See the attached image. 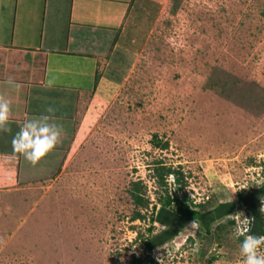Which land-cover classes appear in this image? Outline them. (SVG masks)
<instances>
[{"label":"rangeland","instance_id":"1","mask_svg":"<svg viewBox=\"0 0 264 264\" xmlns=\"http://www.w3.org/2000/svg\"><path fill=\"white\" fill-rule=\"evenodd\" d=\"M108 97L98 116H70L52 169L26 167L14 185L16 159H0V264H133L165 229L154 218L168 194L211 209L256 193L264 219V0H166ZM236 214L210 234L189 221L145 264H237Z\"/></svg>","mask_w":264,"mask_h":264},{"label":"crops","instance_id":"2","mask_svg":"<svg viewBox=\"0 0 264 264\" xmlns=\"http://www.w3.org/2000/svg\"><path fill=\"white\" fill-rule=\"evenodd\" d=\"M165 1L0 0V94L12 101L11 132H0V159L18 164L10 183L29 179L26 167L52 169L65 150L60 143L32 166L12 151L20 125L50 106L63 127L72 125V116H98L111 91L137 68ZM9 77L22 85L19 93L4 86Z\"/></svg>","mask_w":264,"mask_h":264},{"label":"trees","instance_id":"3","mask_svg":"<svg viewBox=\"0 0 264 264\" xmlns=\"http://www.w3.org/2000/svg\"><path fill=\"white\" fill-rule=\"evenodd\" d=\"M165 145L168 144L166 143ZM157 170L159 171V176L162 178L170 174H177V183H182L181 176L183 174L180 171L166 168V166H159ZM138 185V182L134 183L135 188L132 190V196L137 205H145V201L147 203V200L139 193ZM261 192L264 193V185L261 187ZM258 201V194L241 192L236 200L222 202L211 209H204L205 206L203 204H196L194 206L192 204L193 200L187 194L183 196H171L168 194L161 204V208L158 210L156 217L154 216V222L162 224L165 226V229L146 239L144 247L148 255L145 258L134 257L132 263L145 264L147 262H156L152 258L154 249L169 243V241L181 232L186 223L193 220H196L205 232L210 234L214 224L219 220L238 212L246 211L250 218H253V223L250 225V233L257 236L264 235V219ZM137 217L140 218L142 215L138 213ZM229 222L232 225L236 224L235 219ZM218 227L222 228L221 224ZM149 231L153 233L154 226L149 227ZM242 239L243 237H241V241Z\"/></svg>","mask_w":264,"mask_h":264},{"label":"clouds","instance_id":"4","mask_svg":"<svg viewBox=\"0 0 264 264\" xmlns=\"http://www.w3.org/2000/svg\"><path fill=\"white\" fill-rule=\"evenodd\" d=\"M4 86L16 93H19L22 85L14 78L5 80ZM56 109L48 107L45 112L26 120L20 125L11 140L12 151L22 155L32 166H36L44 157L52 152L62 142L64 128L57 123ZM12 113V101L8 96L0 94V132H11L9 120ZM264 210V209H262ZM236 217V227L232 230V238L243 237L239 244L240 260L237 264H264V235H253L250 233V225L253 218L246 216L243 221L239 214ZM193 232L199 229L196 220H193L185 227ZM195 250V249H194Z\"/></svg>","mask_w":264,"mask_h":264}]
</instances>
